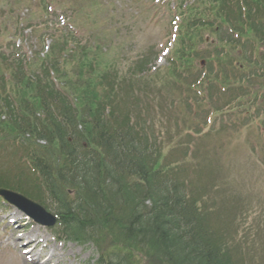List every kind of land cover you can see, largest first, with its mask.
Returning a JSON list of instances; mask_svg holds the SVG:
<instances>
[{
    "label": "rangeland",
    "instance_id": "rangeland-1",
    "mask_svg": "<svg viewBox=\"0 0 264 264\" xmlns=\"http://www.w3.org/2000/svg\"><path fill=\"white\" fill-rule=\"evenodd\" d=\"M6 1L8 0H0V8H2ZM39 1L40 0H32L31 2L32 14L34 15L27 16L29 20L28 24L33 23L36 29L37 20L35 15H41L42 18L45 16V18H47L46 23L47 21L53 23L59 19V14L63 13V16L69 14L71 16H69L71 18L70 22H72L74 18L78 20L76 24L79 29H77L79 30V34L81 33L83 39H85L80 47L82 56L87 55L86 57L81 58L80 54H77V52H73V54L70 55L67 49V54L69 56L65 59H58L59 66L55 65L54 67V71L59 78H56V75H54V79L64 83L66 91H68L69 94H73L75 97L74 103L77 108H73L72 114L75 116L77 122L80 121L84 125H80V135L83 137V142L87 144L92 140V136L90 135L92 131L88 134L90 120L86 118L87 114H89L88 116H92L102 113V115L105 116L104 122L106 121L109 126L111 124H117L122 128L136 125L137 135L134 139L135 143L144 146L145 143L149 144V140H154L159 143L156 149L161 155H163L162 152L170 148H176V146L181 145V143L184 151L188 149V147L194 146V153L197 155L192 156L188 154V156L185 157L188 168L185 170L186 172H184V174H187L189 180L196 177V174L190 169L192 164L197 168H200L201 164L204 166L208 164L213 166L214 163H217V165L223 164L225 172L229 176L231 182H242V187L245 186L242 192L247 193L249 196L246 203L244 202L242 206L238 207L240 209H247L250 214L247 224H250L252 228V231L248 233L249 235L246 234L250 239L248 241L242 239L240 228L236 235V240L240 242L241 245L240 264H264V172L262 175H260L258 169L256 172L255 169L258 168L257 162L248 159L250 149L247 145L246 136L250 133V129L246 128L245 132L239 136L236 131L231 128L229 129L225 124H221L218 118L212 117L213 115L210 116L212 119L211 121L205 122L203 117L193 116L187 104L182 100V94L180 93L179 96L176 93L177 91L182 92L183 86L187 83H183V79L187 77L186 71L192 72L195 67H198L197 64H199L201 60L205 61L208 57L202 54L205 52V48L211 40V37L208 35V33H211L208 30L210 27V21L208 19L210 18L209 16L212 9L218 6L220 9H229L233 14H235L237 10L246 11L248 8L252 9L255 14L259 13L257 17L248 19L249 17L246 12L245 21L241 24V27L247 31H244V33H249V35L252 36L253 43L252 47L248 48V50H246L248 42L241 50L239 49L242 55L241 58L249 63L246 74L248 79L251 78L249 84L253 83L254 87L247 90L244 88L234 89L231 91V94L235 96L234 101L239 97L238 95L249 96L250 99H252L253 96L258 97L257 93L254 92H257L258 89H261L259 93L264 95V72H261L262 77L258 78L256 77L258 74L255 73L260 71L264 66V47L261 46V39L264 38V0H260L262 9H256L253 0H204L205 3L203 5L200 3L197 5L195 2H192V0H170L168 2L165 0H53L54 2L51 4L53 7L52 10L46 7V0L42 1L43 5H40ZM184 1L189 3L186 8L181 5ZM210 1H213L211 5L208 4ZM193 5L196 6L192 10L189 9L187 11L188 7ZM200 10L204 12L201 13ZM23 12H21L19 16H22ZM56 14H58V16H56L57 18L55 17ZM175 14L179 15V21L177 22L179 28L177 32L178 35L172 44L169 38L171 31L170 21L172 19H177L174 17ZM204 14L208 16V18L206 17L202 21H197L198 15L201 17ZM187 17L188 21H186ZM67 18L68 17H65V25L68 24ZM25 21H23V23H25ZM48 26L52 27L53 25ZM114 28L115 30L111 31ZM213 32L219 34L221 36L220 40L223 42L226 38L228 42L232 41L230 36H225L226 33L223 27L216 28ZM33 35L36 36L35 33ZM49 35H53V32H51V34L49 33ZM88 35H90L91 39L94 41L93 46L90 45L89 37H87ZM107 38L110 39L111 43L106 44ZM207 38L208 40H206ZM32 40L35 42L36 38L33 37ZM181 40L183 44H187L188 49H179L180 46L178 43ZM159 43H162L161 47L163 45L170 46L171 44L172 47L170 49L171 51L168 53V57L157 64L152 55L157 52L156 47L158 51H160ZM35 47L36 44L30 48L33 53H38V51H35ZM211 48L212 46L208 47L207 50L212 51ZM89 52H92V54H87ZM196 53L198 55L195 56ZM201 55H203L204 58L201 57ZM170 56L174 59H180L183 65H177L176 73H173V70H171L167 74V76L171 78V83L169 85L171 89H168L165 84L161 83V80L162 76L166 75L163 72L164 66ZM39 57L42 56L40 55ZM195 57L196 59L193 60ZM143 58L146 60L142 61ZM87 59L91 62L95 61L98 64V72L94 73L95 76L98 75L99 81H96L98 84L104 83L107 77H109V72L111 70L112 77L110 79V84L107 85L108 88L119 85L121 79H127L133 67L135 69H141L140 72H144L145 74L141 75L142 80L138 79L137 81H140L138 86L143 92L135 94V91L131 89L125 93V96H123L124 99L121 98L119 102H117L115 99L112 100L115 94L106 90L107 87H96L94 84L95 88L93 91L91 87H88L89 81L85 86L82 85L85 83L84 80L88 79L89 75L85 77L82 70L75 66L74 63L76 60H80V64L84 68H87ZM109 60L110 63L108 65ZM144 62H148L152 69L149 70L150 67H144ZM239 63L243 67L241 61H239ZM109 66H111V68H109ZM155 67L159 69L152 71ZM60 68H63L67 73H71L72 77L63 74ZM106 68H109V70L101 71ZM151 71L154 72V74H152ZM147 73L152 75H147ZM189 82L190 80L188 83ZM12 87L13 88L10 89L11 93L15 91V87ZM112 91L115 90L113 89ZM149 95H153V98H150V102L146 100L149 98ZM24 96H27L25 92L14 93L12 99L9 100V106L13 109V113L22 114L23 112L24 116L27 115V111L24 107L25 99H22ZM175 98L177 99L174 105L173 101ZM244 102H246V99L235 101V103L239 105H242ZM109 103L110 107L108 110H103V105ZM66 107L70 106L67 104ZM218 107H220L222 111H226L222 104L218 105ZM61 108L62 110L66 109L64 107ZM146 117H149L154 122L152 123L151 120L150 122L145 121ZM198 125H202L203 127H199ZM190 130L196 131L199 134L203 132L207 133L196 139L189 133ZM179 136H181V138H179ZM19 137L20 134H15V127L11 126L10 121H4L3 125L0 126V187H7L15 192H21L26 197L36 202H44L48 207L49 203L44 196L39 199L41 194L38 187L37 189L35 188L36 184L31 180L33 173L27 170L23 156L20 158L23 149L20 144L17 143ZM81 146L88 150L87 146L80 143V145L76 146L77 152L80 150ZM56 148L55 145H53L52 148L50 147V151L53 154L50 158L53 159L52 163L54 166L62 162V160L58 158ZM102 152L103 146H100V153ZM225 177L224 175L223 180ZM196 179L197 182L200 181V178L196 177ZM257 179H260V182L262 181L259 190L255 187L253 188V184H257ZM189 180L187 179V182H189ZM197 184L200 185V183ZM110 191L111 189L108 188L106 194H109ZM69 193H71L70 197L74 196L73 191ZM255 195H259V197H255L257 199L253 198ZM253 199L255 200L250 202ZM211 202L212 205L215 206L216 200H212ZM9 210H11V212L14 211L11 207L0 202V235H4V237H2L3 241L0 242V264H34L22 258V253L13 242L15 238L13 233L16 234V232L21 230L19 233H22L26 237L32 235L39 236V238L45 239L48 237V239H52V236L58 233L57 229L56 231L55 228L48 230L45 226L39 228V226L34 223L28 225L26 222H23L25 225L19 224L22 228L12 229L7 227V218H5ZM234 212L237 215H241V213L245 215L244 210H242V212L235 210ZM11 215L12 214L9 216ZM22 229L24 231H22ZM115 234L116 232L112 229L107 227H105V229L101 228L100 233L97 235L98 238L96 242H98V245L96 242L94 244L86 243L80 245L75 242L65 241L62 237L63 246L61 249H59L56 241L50 244H53V249L64 254L66 258L62 263V260L55 256L53 257L52 264L54 261H57L56 264H85L87 260L94 259L97 254L96 251H102L103 249L104 251H102V253H106V248L112 249L122 246L121 243L114 240ZM8 238H10L9 241H7ZM25 239L21 241L23 242ZM8 243L12 246L10 244L8 245ZM148 253L147 251L145 252L146 260H142V264H160L159 258L149 256ZM147 257L150 259L147 260Z\"/></svg>",
    "mask_w": 264,
    "mask_h": 264
},
{
    "label": "trees",
    "instance_id": "trees-1",
    "mask_svg": "<svg viewBox=\"0 0 264 264\" xmlns=\"http://www.w3.org/2000/svg\"><path fill=\"white\" fill-rule=\"evenodd\" d=\"M253 1L256 9L261 8L260 0ZM210 2L209 5L213 3ZM204 3V0L200 2L201 5ZM258 14L250 8L247 10L248 19H253ZM206 17L208 18L205 14L201 17L198 15L197 21ZM209 17L208 30L212 32L220 27H223L225 32L230 24H236L241 18L239 13L233 14L229 9H220L218 6L212 9ZM227 35L229 34L226 33L225 36ZM261 41L264 45V38ZM232 42L228 44L219 40L220 44L224 43V47L230 46ZM2 80L4 79L0 76V88ZM9 80L15 81L18 87L13 93L27 94L22 97L30 116L25 123L35 118V110H43L48 114L46 119L57 110L61 118L63 126L52 121L48 128L42 127L43 132L38 133L39 138H49L51 141L59 138V147L64 155L61 163L54 166L52 158L44 149L33 145L28 147L30 165L34 166L39 179L42 180L41 189L56 203L58 222L61 226L59 233L72 241L82 242L85 237H90L89 230H97L103 225L117 228L123 235L134 238L135 241L139 240L142 245L150 244L170 264H235L239 261L238 248H229L227 254L217 248L216 237L210 235L206 227L200 226L199 219L202 220L203 217L198 215L193 203L182 192L181 186L175 181H167L159 170L146 165V147L138 150L133 143L134 128H120L117 124L109 126L104 122L105 116L102 113L94 115L90 117L88 132L91 130L94 135L91 142L87 143L88 150L81 146L77 152L75 143L79 145L83 142V137L79 133L80 130H75L80 123L75 122L72 107H66L67 96L50 85L47 77L42 80L44 87L39 81L37 86L29 84L24 71L20 73L18 70L15 73L12 70ZM0 91L4 106L13 114L5 90ZM61 107L66 109L62 110ZM105 107L106 105L103 106ZM23 119L25 118H15L13 123L19 128L25 127L27 125ZM27 130L30 133L35 131L31 127ZM23 133L25 134L24 129ZM96 144L103 146L102 153L96 149ZM67 188L77 189L75 199H67ZM108 188L111 189V194H108L107 199ZM147 200L151 201L149 209L144 206ZM111 201L118 204L115 209L112 208ZM228 232L227 229L225 234ZM115 256L124 257L125 254L117 253ZM118 257L112 259L111 263L132 264L129 257L126 260ZM108 262L110 263V260Z\"/></svg>",
    "mask_w": 264,
    "mask_h": 264
},
{
    "label": "water",
    "instance_id": "water-1",
    "mask_svg": "<svg viewBox=\"0 0 264 264\" xmlns=\"http://www.w3.org/2000/svg\"><path fill=\"white\" fill-rule=\"evenodd\" d=\"M0 195L4 197L5 200H8L10 203L15 204L17 207L22 209L25 213L30 215L34 220L38 222H43L46 224H50L53 221V218L48 215V213L44 212V210L38 204L27 200L20 194H16L9 190H0ZM50 220V221H49Z\"/></svg>",
    "mask_w": 264,
    "mask_h": 264
},
{
    "label": "bare ground",
    "instance_id": "bare-ground-1",
    "mask_svg": "<svg viewBox=\"0 0 264 264\" xmlns=\"http://www.w3.org/2000/svg\"><path fill=\"white\" fill-rule=\"evenodd\" d=\"M10 239V238H9ZM18 240L17 239H13V242L17 245V242Z\"/></svg>",
    "mask_w": 264,
    "mask_h": 264
}]
</instances>
